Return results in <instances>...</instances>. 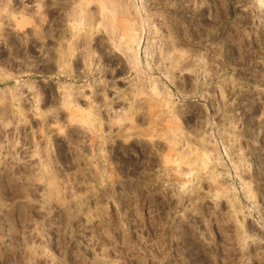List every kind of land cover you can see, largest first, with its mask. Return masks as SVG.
I'll return each mask as SVG.
<instances>
[{
	"label": "rangeland",
	"instance_id": "obj_1",
	"mask_svg": "<svg viewBox=\"0 0 264 264\" xmlns=\"http://www.w3.org/2000/svg\"><path fill=\"white\" fill-rule=\"evenodd\" d=\"M127 1L0 0V264H264V0Z\"/></svg>",
	"mask_w": 264,
	"mask_h": 264
},
{
	"label": "bare ground",
	"instance_id": "obj_2",
	"mask_svg": "<svg viewBox=\"0 0 264 264\" xmlns=\"http://www.w3.org/2000/svg\"><path fill=\"white\" fill-rule=\"evenodd\" d=\"M125 1H127V0H125ZM117 2V1H116ZM128 2V1H127ZM134 2V1H133ZM142 3L140 2V4L139 3H135L134 4V7H135V14H138L137 16H138V20L140 21V22H138L137 20V22H138V24H139V26H141V28H138V29H141V31L140 30H138V36H137V30L135 29V28H131V29H129L130 30V35L128 34V41L125 43L126 45L124 46H122L121 48H123L124 50H122L121 48H119V49H121L120 51H123L125 54L124 55H126V58L125 59H127V61H128V63L129 64H131V67L135 70V72L137 71V72H140V74L141 75H143V79L142 80H140V81H142L141 83H143V86L142 87H140V89L142 88V89H144L145 88V86H144V84L147 86V87H149L148 89L150 90V92L151 93H153V94H155L154 96H156V95H158L157 93H159V91H158V88H159V83H161L162 84V82H163V79H164V77L163 76H156V75H153V73H152V71H151V68L147 65L148 64V59L149 58H151V56H152V54H153V52H155L160 58H161V60H164L165 58H167L168 60H171V62H170V67L171 66H173V60L175 61V59L173 58L174 56H170V54H169V50H168V47H172V46H174V44L176 45L177 43H175V41H169V39H171V38H166L168 41H166L165 40V42L164 43H161L160 45H158V47H157V44L158 43H154V42H152V41H150V39H149V37H147V35H146V32H147V30H146V25L148 24H146V22H145V18H143L144 16H143V6L141 5ZM128 5V4H127ZM120 6V5H119ZM123 6H125V5H123ZM122 7V6H121ZM128 7V6H127ZM131 7V5L129 6V8ZM125 8V7H124ZM73 9V8H72ZM123 10V9H122ZM125 10V9H124ZM126 10H128V9H126ZM145 10V9H144ZM75 10H73L72 12H71V14H69V17H70V27H71V29L73 30V33L71 34V38H72V36L74 37V36H76L77 34H78V32L80 31V29H81V26H83V24L84 23H87L86 21L84 22V19L86 20V17H84L83 15H85V14H83V15H81V10L79 11H77L76 10V12H74ZM84 12V11H83ZM126 12V11H125ZM131 12V11H130ZM85 13V12H84ZM89 13V12H88ZM133 13V12H132ZM87 15V14H86ZM129 15V14H128ZM130 16V15H129ZM91 17V16H90ZM92 17H93V15H92ZM89 18V17H88ZM148 18V17H147ZM151 18V17H150ZM90 19V18H89ZM137 19V18H136ZM162 20V19H161ZM133 21V20H132ZM147 21V20H146ZM151 21V20H150ZM69 22V21H68ZM89 23H90V21H88ZM148 22V21H147ZM97 23V22H96ZM85 25V24H84ZM98 25V24H97ZM101 25H102V22H101ZM150 25H153V24H150ZM160 25V24H159ZM85 26H88V25H85ZM109 26V25H108ZM149 26V25H148ZM90 27V26H89ZM137 27V26H136ZM153 28H154V26H153ZM109 29V28H108ZM117 29V28H116ZM60 30H61V28H60ZM118 30V29H117ZM124 30H125V28H124ZM128 30V31H129ZM180 30V29H179ZM65 31V30H64ZM84 31V30H83ZM127 31V32H128ZM126 32V31H125ZM152 32V31H151ZM81 33V32H80ZM121 33V32H120ZM86 34V33H85ZM125 34V33H124ZM155 34V33H154ZM65 35V34H64ZM70 35V34H69ZM91 35V34H90ZM89 35V36H90ZM113 35H115V37H116V34H113ZM127 35V34H126ZM150 35V34H149ZM158 35V34H157ZM153 36V35H152ZM70 37V36H69ZM83 37H85V36H83ZM82 37V38H83ZM91 37V36H90ZM114 37V36H113ZM113 37H111L110 39H112L113 40ZM114 37V38H115ZM66 38V37H65ZM70 38V40L68 41L67 40V42H65L64 41V39H63V42H65L66 44V46H65V48L67 49V52H63L64 54H65V56H71V55H73L74 56V50H75V43H76V41L74 40H72ZM75 38V37H74ZM122 38V37H121ZM152 38H154V37H152ZM158 38H159V36H158ZM162 38V37H161ZM176 38V37H175ZM180 38V37H179ZM62 39V38H61ZM69 39V38H68ZM86 39V38H85ZM90 39V38H89ZM157 39V38H156ZM155 39V40H156ZM181 39H183V38H181ZM76 40H78V39H76ZM82 40V39H81ZM119 40V39H118ZM152 40V39H151ZM173 40V39H172ZM115 41V40H114ZM126 41V40H125ZM158 41V40H157ZM176 41L178 42V39H176ZM183 41V40H182ZM61 42H62V40H61ZM89 42V41H88ZM111 42H113V41H111ZM118 42V41H117ZM160 42V41H159ZM161 42H163V40H161ZM58 43V42H57ZM183 43V42H182ZM188 43V42H187ZM119 44V43H118ZM180 44V43H179ZM137 46V48L135 49L134 48V46ZM154 45H156L155 46V48H158V51H154ZM178 45V44H177ZM182 46H183V44H181ZM180 45V46H181ZM77 46V45H76ZM79 46V45H78ZM179 46V45H178ZM177 46V47H178ZM118 47V46H117ZM88 48V47H87ZM153 48V49H152ZM61 49H62V47H61ZM118 49V48H117ZM170 49V48H169ZM125 50H126V52H127V54H126V52H125ZM62 51H64L63 49H62ZM76 51V50H75ZM123 52H120V53H123ZM68 53V54H67ZM89 53V52H88ZM176 53H179L178 51L176 52ZM175 53V54H176ZM185 54H186V52H180V54L179 55H181L182 56V58H183V56H184V58H185ZM142 55L144 56L145 55V59L144 60H146V62L145 61H143L142 59L143 58H141L142 57ZM59 56V55H58ZM57 56V57H58ZM75 56L77 57V54H75ZM75 56H74V58H75ZM82 56V55H81ZM84 56H86V55H84ZM123 56V55H122ZM177 56V55H176ZM56 57V58H57ZM69 59V58H66V57H62V52H61V57L59 56V61L57 62V63H59L60 64V62L62 61H65V59ZM80 58V57H79ZM82 58V57H81ZM90 58V57H89ZM158 58V57H157ZM189 58V57H188ZM58 59V58H57ZM72 59H73V57H72ZM77 59V58H76ZM124 59V58H123ZM80 60V59H79ZM85 60V59H84ZM160 60V59H159ZM160 60V61H161ZM66 61H68V60H66ZM65 61V62H66ZM82 61V60H81ZM186 61V60H185ZM64 62V63H65ZM82 62H84V61H82ZM86 62V61H85ZM176 62V61H175ZM193 62V61H192ZM90 63V62H89ZM163 63V62H162ZM190 63V62H189ZM66 64V63H65ZM87 64V63H86ZM125 64V63H124ZM157 64V63H156ZM183 64V63H182ZM188 64V62L187 63H185L184 62V64L183 65H187ZM192 64V63H191ZM190 64V65H191ZM61 65V64H60ZM64 65V64H63ZM62 65V66H63ZM89 65V64H88ZM128 65V64H127ZM155 65V64H154ZM160 65V64H159ZM165 65V64H164ZM59 66V65H58ZM139 66H141L142 68H143V72L141 71V70H139ZM156 66V65H155ZM161 66H162V64H161ZM88 67V66H87ZM159 67V66H158ZM157 67V68H158ZM177 67V66H176ZM193 67V66H192ZM192 67H191V69H192ZM142 68H140V69H142ZM166 69H165V76H166V74H168V73H170L171 71H170V69H168V66L167 67H165ZM185 68H187V67H185ZM131 69V68H130ZM162 69V68H161ZM160 69V70H161ZM174 69V68H173ZM179 70V69H178ZM183 70V69H182ZM162 72H164L163 70H161ZM192 71H193V69H192ZM184 72V71H183ZM136 74V73H135ZM164 74V73H163ZM167 78H168V76H167ZM172 79V78H171ZM174 80V79H173ZM138 83H140V82H138ZM164 83V82H163ZM184 84V83H183ZM164 85H165V83H164ZM167 85V84H166ZM183 86V85H182ZM67 88V87H66ZM147 89V88H146ZM145 89V90H146ZM147 89V90H148ZM64 92L66 91V89H64L63 90ZM68 91H70V90H67L66 92H65V94H63V98H64V100L65 99H68L69 97H70V95H71V93L69 92L68 93ZM143 91V90H142ZM181 91V90H180ZM58 92V91H57ZM222 92V91H221ZM181 93V92H180ZM58 94V93H57ZM64 95H65V97H64ZM69 96V97H68ZM170 96H171V94H170ZM72 97V96H71ZM150 97H152V96H150ZM157 98V97H156ZM162 99V98H161ZM63 100V101H64ZM74 100H75V98H74ZM69 102V101H68ZM160 102V101H159ZM71 103V102H70ZM75 105V104H74ZM159 105V104H158ZM166 106L165 108H169V109H167V110H170V113H168V114H170L169 116H173L172 118L175 120H179V115H178V110L176 109V107H177V105H176V107L175 106H173L172 105V103H171V101H164V104H162L161 103V106ZM91 106L93 107V105L91 104ZM163 106V107H164ZM137 107H138V105H137ZM136 107V108H137ZM218 108V107H217ZM91 109V108H90ZM130 110V109H129ZM135 110V109H134ZM166 111V110H165ZM119 113V112H118ZM135 113V112H134ZM124 116V115H123ZM168 116V115H167ZM170 117V118H171ZM179 117V118H178ZM227 118V117H226ZM229 118V117H228ZM231 119V118H230ZM173 120V121H174ZM172 121V122H173ZM229 121V120H228ZM176 124H178V123H176ZM235 124L233 123V119H232V121L229 123V125L227 124V127H229L230 126V128L231 127H233ZM176 127V126H175ZM235 127V126H234ZM229 128V129H230ZM228 130V129H227ZM226 130V131H227ZM181 131V130H180ZM231 131V130H230ZM232 131H233V128H232ZM222 132V131H221ZM233 133V132H232ZM177 135V134H176ZM223 135V134H222ZM224 135H225V133H224ZM213 136H211V138H212ZM216 137H218V136H216ZM235 137V136H234ZM234 137H233V139H234ZM202 139H204V137L202 136ZM202 139H200V140H202ZM205 139H206V137H205ZM218 139V138H217ZM178 140H179V138H178ZM229 140V139H228ZM237 140V139H236ZM205 141H207V140H205ZM209 141V140H208ZM235 141V140H234ZM218 142V141H217ZM216 141H215V143H217ZM220 142V141H219ZM232 142V141H231ZM230 142V144L229 145H231V144H234V143H231ZM176 143H177V141H176ZM202 143H203V141H202ZM205 143V142H204ZM203 143V144H204ZM210 143H212V142H210ZM207 144V143H206ZM219 144H222V143H219ZM219 144H218V146H219ZM176 145V144H175ZM201 145V144H200ZM209 145V144H208ZM213 145H215V144H213ZM212 145V146H213ZM205 146V145H204ZM207 146V145H206ZM216 146H217V144H216ZM217 146V147H218ZM224 146V145H223ZM174 147V146H173ZM172 147V148H173ZM199 147V146H198ZM210 147V146H209ZM208 147V148H209ZM217 147H216V151H218L217 150ZM171 148V149H172ZM221 148H222V145H221ZM226 148V147H225ZM233 148V147H232ZM231 148V146H230V149H232ZM191 149V148H190ZM206 149V148H205ZM240 149V148H239ZM238 149V150H239ZM210 150H211V148H210ZM212 150H214V148L212 149ZM219 150H220V148H219ZM198 151V150H197ZM215 151V150H214ZM215 151V152H216ZM221 151H223V150H221ZM208 152V151H207ZM206 151L204 152V151H202L201 153V155L202 156H204L203 158L204 159H206V160H208V157L210 156L209 155V153H207ZM213 152V151H212ZM214 152V153H215ZM224 152V151H223ZM240 151H238V153H239ZM211 154H213V153H211ZM224 154V153H223ZM240 154H241V152H240ZM239 154V155H240ZM226 156H227V154H225ZM235 155V154H234ZM212 156V155H211ZM216 157H217V155H216ZM216 157H215V159H216ZM202 158V160H204ZM212 158H214V157H211V159ZM218 158V157H217ZM238 158H239V156H238ZM238 158H235V159H238ZM214 159V160H215ZM245 159V158H244ZM243 159V160H244ZM217 160V159H216ZM215 160V162L217 163L218 162V160L216 161ZM224 160V159H223ZM241 160V159H240ZM242 160V161H243ZM212 161V163H213V160H211ZM211 161H209V162H211ZM219 161H220V159H219ZM245 161V160H244ZM205 163H207V162H205ZM215 163V164H216ZM221 163V162H220ZM219 163V164H220ZM218 164V163H217ZM218 164V165H219ZM222 164H224V163H222ZM243 164V163H242ZM207 165V164H206ZM221 165V164H220ZM225 165V164H224ZM245 165V164H244ZM212 166H215V165H212ZM217 166V165H216ZM236 167V166H235ZM248 171V170H247ZM238 174V173H237ZM219 176V175H218ZM215 177V176H214ZM240 177V176H239ZM246 183H247V181H246ZM243 185H246L245 184V182H244V184ZM248 185V186H247ZM247 187H250L249 189H251L252 187H251V185H249L248 183H247ZM254 190V189H253ZM20 193H26L25 192V187L24 188H22V190H18ZM238 192V191H237ZM222 194H224V193H222ZM253 196V195H252ZM235 198V197H234ZM236 200H238V199H236ZM228 202H230V201H228ZM231 202H233V201H231ZM232 203H230V205H231ZM232 205H234V204H232ZM250 206V205H249ZM236 208V207H235ZM239 208V207H238ZM240 208H242V207H240ZM244 208V207H243ZM245 209H246V207H245ZM253 209V208H252ZM235 210H237V209H234V211ZM239 210V209H238ZM242 210V209H241ZM247 210V209H246ZM249 210V209H248ZM248 210H247V212H248ZM240 212V211H239ZM244 212V211H243ZM246 212V211H245ZM242 212H240L239 214H241ZM249 213H251V212H249ZM248 213V214H249ZM242 214H244V213H242ZM246 214V213H245ZM252 215V214H251ZM242 216V215H241ZM245 216V215H244ZM239 220V219H238ZM257 221H258V219H257ZM240 226V225H239ZM241 232V231H240ZM243 238V237H242Z\"/></svg>",
	"mask_w": 264,
	"mask_h": 264
}]
</instances>
